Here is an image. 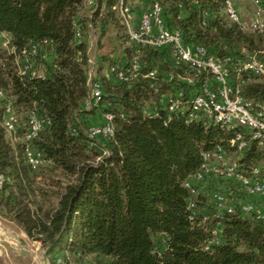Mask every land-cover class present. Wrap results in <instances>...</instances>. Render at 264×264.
I'll return each mask as SVG.
<instances>
[{
    "label": "trees",
    "instance_id": "trees-1",
    "mask_svg": "<svg viewBox=\"0 0 264 264\" xmlns=\"http://www.w3.org/2000/svg\"><path fill=\"white\" fill-rule=\"evenodd\" d=\"M120 1L94 0L90 7L86 0H0V34L8 40L6 55L0 57V89L19 118L13 136L0 126V172L6 177L0 212L39 240L45 253L53 255L52 264H57L56 257L71 264H264V220L240 210L246 199L242 193L229 191L226 196L236 209L217 217L211 198L184 185L199 171L203 152L217 145L233 150L226 141L235 130L203 120L187 122L182 114L167 120L161 95L181 87L189 97L198 86L179 79L184 70L167 47H135L118 9ZM159 1L166 26L177 28L185 44L202 45L219 58H246L264 48L263 35L228 19L225 0ZM122 3L131 14L130 1ZM120 27L128 47L120 41ZM110 28L115 36L106 49ZM95 33L92 57L89 37ZM44 39L49 43L42 44ZM31 43L38 44L32 67L44 71L40 78L20 70L21 52ZM48 49L51 60L43 57ZM135 55L142 70L129 83L109 73L108 67ZM91 57L102 97L87 110L83 101ZM152 69L155 76L148 75ZM241 89L246 98L264 103V77L249 78ZM146 109L158 114L145 115ZM30 111L47 120L33 140L45 159L37 168L28 164L21 138ZM95 111L101 121L105 112L114 114L112 136L87 137L90 124L84 118ZM238 162L244 174L257 164L264 173V145L250 140ZM46 168L70 179L49 210L36 202L42 192L36 178ZM190 199L199 213L209 215L206 220L199 213L189 220Z\"/></svg>",
    "mask_w": 264,
    "mask_h": 264
},
{
    "label": "built area",
    "instance_id": "built-area-1",
    "mask_svg": "<svg viewBox=\"0 0 264 264\" xmlns=\"http://www.w3.org/2000/svg\"><path fill=\"white\" fill-rule=\"evenodd\" d=\"M149 6L142 10L136 22L131 20L128 7H124L122 0L118 6L119 12L124 20L129 40L135 47H167L173 60L181 66L184 74L179 79L188 85L197 84L195 92L186 97L183 88H178L174 93L163 94L167 111V120L174 114H182L187 122L203 120L205 124H213L224 130H235L226 141L229 148H233V158H230V150L224 145H217L215 149L202 153L200 169L184 185L193 193H200V185L210 177L233 178L240 185L239 191L246 200L240 203L239 208L244 213H251L255 219L264 220V213L254 201L255 196L264 201V173L262 166L257 164L250 167L248 174L239 171L238 159L243 150L248 146L250 140L258 145H264V103L246 98L242 94L241 86L251 77H264V48L249 53L246 58L225 56L215 57L209 54L202 45H188L182 40V35L177 28L166 26L163 7L159 0H148ZM90 7H94V0H86ZM225 11L230 21L237 23L241 29L264 36V0H251L252 15L250 20L241 17L233 0H225ZM207 15V13H204ZM8 40L0 34V46L6 47ZM44 39L42 44H48ZM91 49V43L89 51ZM38 44L31 43L27 50H22L21 71H31L34 77H43V70L32 67L33 56L37 53ZM90 68L87 72L89 91L83 101V108L90 110L97 106L102 97V86L95 79V63L89 58ZM142 64L137 55L122 62L118 61L108 71L119 81L129 83L140 74ZM156 69L148 72L155 76ZM0 108L3 107L2 127L13 136L15 127L19 122L12 102L0 89ZM145 115H157V109H146ZM114 114L105 112L103 120L98 124L89 125L86 135L90 139L100 136L110 137L114 133ZM47 120L39 116L35 111L27 114L26 125L22 133L23 151L28 164L37 168L45 163L42 153L33 145L42 125ZM99 157L97 158V160ZM6 177L0 172V189ZM229 193V192H228ZM231 194V193H230ZM227 194L220 191H212L210 194L216 216L221 217L223 212H234L235 202L228 199ZM190 211L189 220L198 218L195 202L190 199L187 203ZM202 219L206 220L208 214L200 211ZM218 229L212 230L216 235ZM57 264H71L65 262L61 257H56Z\"/></svg>",
    "mask_w": 264,
    "mask_h": 264
},
{
    "label": "rangeland",
    "instance_id": "rangeland-1",
    "mask_svg": "<svg viewBox=\"0 0 264 264\" xmlns=\"http://www.w3.org/2000/svg\"><path fill=\"white\" fill-rule=\"evenodd\" d=\"M129 1L131 7L134 9L130 14L131 18L132 21L136 22L139 13L149 6V1ZM240 4L241 6L248 7L246 2L244 4L241 1ZM135 9L137 11H135ZM118 33L123 46L128 47L130 44L127 41L124 29L120 27ZM105 35L106 40L110 39V42H108V45L105 47L106 49H109L111 46V40L115 36V32L110 28ZM96 41L97 33H95V35L91 34L89 37V44L91 43L92 45L90 51V56L92 57L96 52ZM5 48L6 47L4 46H0V57H5ZM261 54L264 53H258V55ZM99 73L102 75L104 71ZM98 112L99 111H95L92 114L87 115L84 118L85 121L90 125L100 123L101 116ZM23 120L24 119L22 118V122ZM0 126H2L1 121ZM233 157L234 155L232 151H230V158ZM38 177H40V175ZM41 177L42 178H36L38 186L42 188V192H37L36 202L43 210L53 209L57 205L59 190L70 179L59 170L49 171L48 168L45 169L44 175ZM237 185V181L233 178L210 177L200 185V192H202L203 195L208 196V198H210L212 191L225 192V194H228L229 191L241 193L240 191L238 192L239 188H237ZM231 197H233V195H231ZM237 198L240 199V197ZM244 200L246 199L243 198V201ZM52 259L53 255H47L45 253V248L41 245L39 240L28 237L25 231L16 222L5 218L0 212V264H52ZM73 263L83 264L78 261H74Z\"/></svg>",
    "mask_w": 264,
    "mask_h": 264
},
{
    "label": "crops",
    "instance_id": "crops-1",
    "mask_svg": "<svg viewBox=\"0 0 264 264\" xmlns=\"http://www.w3.org/2000/svg\"><path fill=\"white\" fill-rule=\"evenodd\" d=\"M234 1V4L237 8V10L239 11L241 17L245 20H250L251 18V15H252V4H251V0H233ZM241 1L245 4L246 2V5H248V7L246 6H241ZM43 57L46 59V60H51L53 58V52L51 50H45L44 51V54H43ZM254 201L256 202V204L259 205V207L262 209L263 213H264V201L263 199H261V197L259 196H255L254 197Z\"/></svg>",
    "mask_w": 264,
    "mask_h": 264
}]
</instances>
